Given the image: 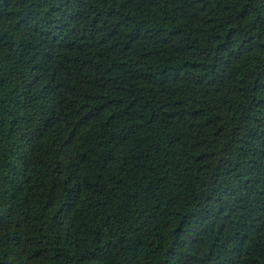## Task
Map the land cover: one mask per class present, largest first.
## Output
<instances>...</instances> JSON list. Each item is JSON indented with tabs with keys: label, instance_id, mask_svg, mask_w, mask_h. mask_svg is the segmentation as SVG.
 I'll list each match as a JSON object with an SVG mask.
<instances>
[{
	"label": "trees",
	"instance_id": "1",
	"mask_svg": "<svg viewBox=\"0 0 264 264\" xmlns=\"http://www.w3.org/2000/svg\"><path fill=\"white\" fill-rule=\"evenodd\" d=\"M0 264H264V0H0Z\"/></svg>",
	"mask_w": 264,
	"mask_h": 264
}]
</instances>
